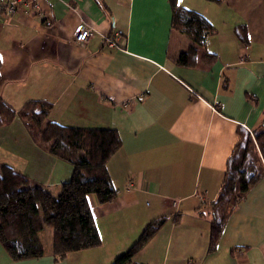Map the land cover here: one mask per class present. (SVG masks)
I'll return each mask as SVG.
<instances>
[{
  "label": "crops",
  "instance_id": "1",
  "mask_svg": "<svg viewBox=\"0 0 264 264\" xmlns=\"http://www.w3.org/2000/svg\"><path fill=\"white\" fill-rule=\"evenodd\" d=\"M176 5L213 27L192 66L177 63L192 41L181 35L173 46L169 0H25L0 17V100L15 110L45 102L51 121L114 129L121 139L106 164L117 196L87 197L101 245L56 258L52 229H43L41 257L13 260L0 242V264H110L160 215L167 221L133 263L264 264V175L208 249L211 203L239 134L264 129V0ZM80 23L94 30L83 44L72 39ZM115 32L122 46L108 48L103 36ZM0 163L54 195L73 171L18 115L0 125Z\"/></svg>",
  "mask_w": 264,
  "mask_h": 264
},
{
  "label": "trees",
  "instance_id": "2",
  "mask_svg": "<svg viewBox=\"0 0 264 264\" xmlns=\"http://www.w3.org/2000/svg\"><path fill=\"white\" fill-rule=\"evenodd\" d=\"M176 1L169 0L173 29L180 28L192 41L177 56V63L192 66L197 47L204 44L213 27L201 14L177 7ZM49 110L48 103L37 100L28 101L19 110L0 100V125L18 115L39 146L73 167L71 177L54 195L12 167L0 164V242L13 260L41 257L45 248L40 233L45 228L52 229L51 252L56 258L100 246L101 237L87 197L93 194L98 203L104 204L117 196L106 164L121 145L118 132L63 126L48 119ZM263 175L264 129H242L229 156L217 199L211 203L209 251L216 248L230 212ZM167 219L160 215L148 221L138 238L110 264H137L133 257ZM174 222H178V215Z\"/></svg>",
  "mask_w": 264,
  "mask_h": 264
},
{
  "label": "built area",
  "instance_id": "3",
  "mask_svg": "<svg viewBox=\"0 0 264 264\" xmlns=\"http://www.w3.org/2000/svg\"><path fill=\"white\" fill-rule=\"evenodd\" d=\"M25 0H0V17H10L17 12L24 4ZM50 24V22H47ZM94 30L85 25L78 24L72 33V39L77 44H83L89 40ZM122 35L119 32L110 33L103 36V43L108 48H119L122 46Z\"/></svg>",
  "mask_w": 264,
  "mask_h": 264
},
{
  "label": "rangeland",
  "instance_id": "4",
  "mask_svg": "<svg viewBox=\"0 0 264 264\" xmlns=\"http://www.w3.org/2000/svg\"><path fill=\"white\" fill-rule=\"evenodd\" d=\"M173 39H172V43H173V46L176 44V42H179V45H180V40L178 38H180V36L182 35L183 37H185V35H187L185 32L181 31L180 28L178 27H174L173 29ZM187 50V48H186ZM176 58V57H175ZM2 164V163H0ZM6 165V164H5ZM47 229L48 231L47 232H50V228H45ZM42 241V240H41Z\"/></svg>",
  "mask_w": 264,
  "mask_h": 264
},
{
  "label": "snow or ice",
  "instance_id": "5",
  "mask_svg": "<svg viewBox=\"0 0 264 264\" xmlns=\"http://www.w3.org/2000/svg\"><path fill=\"white\" fill-rule=\"evenodd\" d=\"M3 59V57L2 56H0V60H2Z\"/></svg>",
  "mask_w": 264,
  "mask_h": 264
}]
</instances>
